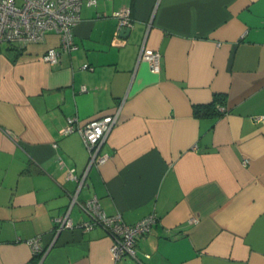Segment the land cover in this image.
<instances>
[{
  "label": "crops",
  "instance_id": "crops-1",
  "mask_svg": "<svg viewBox=\"0 0 264 264\" xmlns=\"http://www.w3.org/2000/svg\"><path fill=\"white\" fill-rule=\"evenodd\" d=\"M73 34L56 64L42 59L53 31L0 43V264H264V0H97ZM142 46L160 52L158 72ZM216 96L217 113H194ZM118 106L107 159L79 185L88 151L61 129ZM92 197L127 224L156 215L134 257L115 260L103 227H77ZM68 208L73 226L54 236Z\"/></svg>",
  "mask_w": 264,
  "mask_h": 264
},
{
  "label": "built area",
  "instance_id": "built-area-1",
  "mask_svg": "<svg viewBox=\"0 0 264 264\" xmlns=\"http://www.w3.org/2000/svg\"><path fill=\"white\" fill-rule=\"evenodd\" d=\"M96 3L97 0H0V43L7 42L23 47L42 41L46 32L53 31L59 36V47L48 48L42 59L49 64H56L60 51L69 52L77 47L73 29L80 20L82 4L91 6ZM113 15L117 20L118 30L132 26L129 8L116 10ZM137 60L148 62L154 72L160 70L161 56L158 50L142 46ZM82 67L90 66L85 63ZM81 89L85 90V87L81 86ZM119 111L120 106L113 113L94 117L84 123H79L76 117H67L61 133L65 135L78 132L88 151L86 169L82 177L77 179V176L70 173L71 177L78 180L79 185L83 183L86 171L92 165L98 166L106 161L107 155L100 154L99 150L117 122ZM254 120L264 121V115L254 116ZM80 205L90 218L78 223L77 227L82 230L91 229L95 225L103 227L111 238L110 252L115 260L127 255L134 257L137 240L145 236L156 222V215L150 213L133 224H127L120 214H107L100 207L96 197ZM69 209L54 219V236L62 229L73 226ZM27 242L32 248L33 256L41 258L48 249L47 246H42L39 238H32Z\"/></svg>",
  "mask_w": 264,
  "mask_h": 264
},
{
  "label": "trees",
  "instance_id": "trees-1",
  "mask_svg": "<svg viewBox=\"0 0 264 264\" xmlns=\"http://www.w3.org/2000/svg\"><path fill=\"white\" fill-rule=\"evenodd\" d=\"M220 101V98L218 96H216L214 98V101L208 105H203V106H194V113L197 115V116H208V115H213L215 113H217V109L215 107V102H219ZM36 257V256H35Z\"/></svg>",
  "mask_w": 264,
  "mask_h": 264
},
{
  "label": "water",
  "instance_id": "water-1",
  "mask_svg": "<svg viewBox=\"0 0 264 264\" xmlns=\"http://www.w3.org/2000/svg\"><path fill=\"white\" fill-rule=\"evenodd\" d=\"M131 27H123V28H121L120 29V34H127L130 31Z\"/></svg>",
  "mask_w": 264,
  "mask_h": 264
}]
</instances>
